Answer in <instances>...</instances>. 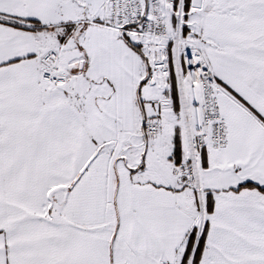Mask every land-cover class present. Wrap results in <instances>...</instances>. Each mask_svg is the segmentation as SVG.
Listing matches in <instances>:
<instances>
[{
	"label": "snow or ice",
	"instance_id": "1",
	"mask_svg": "<svg viewBox=\"0 0 264 264\" xmlns=\"http://www.w3.org/2000/svg\"><path fill=\"white\" fill-rule=\"evenodd\" d=\"M0 264H264V0H0Z\"/></svg>",
	"mask_w": 264,
	"mask_h": 264
}]
</instances>
